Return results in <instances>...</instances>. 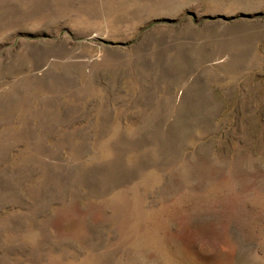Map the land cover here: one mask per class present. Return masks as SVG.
Instances as JSON below:
<instances>
[{"label":"rangeland","instance_id":"1","mask_svg":"<svg viewBox=\"0 0 264 264\" xmlns=\"http://www.w3.org/2000/svg\"><path fill=\"white\" fill-rule=\"evenodd\" d=\"M0 264H264V0H0Z\"/></svg>","mask_w":264,"mask_h":264}]
</instances>
